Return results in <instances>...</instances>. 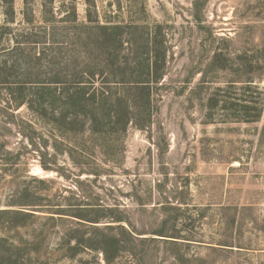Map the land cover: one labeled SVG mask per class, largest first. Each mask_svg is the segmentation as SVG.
Wrapping results in <instances>:
<instances>
[{"label":"rangeland","instance_id":"1","mask_svg":"<svg viewBox=\"0 0 264 264\" xmlns=\"http://www.w3.org/2000/svg\"><path fill=\"white\" fill-rule=\"evenodd\" d=\"M85 26H121L129 45ZM119 52L129 72L156 52L166 64L149 103L112 85L135 120L122 132L100 112L108 125L93 153L27 106L8 107L9 86L47 81L45 56L82 66ZM243 104L262 109L260 121L243 122L231 108ZM78 208L131 233L114 231L111 264H264V0H0V210L36 215L17 228L0 217V264H107L101 250H60L67 230L87 231L59 221Z\"/></svg>","mask_w":264,"mask_h":264},{"label":"trees","instance_id":"2","mask_svg":"<svg viewBox=\"0 0 264 264\" xmlns=\"http://www.w3.org/2000/svg\"><path fill=\"white\" fill-rule=\"evenodd\" d=\"M84 29L91 32V35L95 32V29L104 33L109 31L116 32L119 36L115 42L117 50L121 49L125 42L129 45V38L125 40L121 36V30L124 29L121 26H85ZM152 45L156 46V43L152 41ZM43 56H45L44 53ZM55 57H50L52 59L47 61L48 57L45 56L46 65L50 67L47 73L49 76L47 81L34 82V86L30 87H27L26 84H20L17 88L15 86L7 88L10 96L8 107L16 109L27 106L28 109L37 114V121H42L53 132L58 133L60 137L70 139L73 137L72 134L79 135L82 139V147L92 153L98 138L103 133V127L108 125L104 124L105 122L99 117L100 112L106 113L105 116L108 118L109 123L114 122V127L123 123L122 132L126 131L129 120L132 117L135 120V116H129V114L133 115L134 113L130 110V103L133 100H128L125 94H114L113 90H119V88H113L112 85L128 88L127 92L130 90L134 93L144 94L146 101L149 103L151 86L161 79L163 75L162 67H165L166 64L165 52L150 54L148 59H144L145 69L143 71L133 69L130 72L128 68L129 54L120 57V52L116 55L102 53L93 56L89 54L82 66L75 62V64H63L61 67H57L56 65H59L60 62H56ZM42 61L43 57L37 59L39 67L43 66ZM246 82L245 89H251V82ZM133 99L136 103V98L133 97ZM234 107H237L238 111H242L245 114V118L242 119L243 122H257L262 118V109L251 108L249 104H243L241 109L236 105L231 108L233 109ZM132 108L134 109V107ZM253 111L256 112L255 116H250ZM114 127L111 128L112 130L109 128L105 133H110V131L115 129ZM70 156L73 161H76L73 153ZM77 210L75 216L64 213L58 214L59 221L63 219L64 215L75 217L83 221L80 222L81 227L91 231V233L93 231L94 234L89 239H86L85 233L87 231L84 232V235L76 236L75 232L67 230L62 235L60 245V250L64 252V256L74 258L82 250H101L105 255L107 264L113 263L119 254L111 255L110 247L112 245L117 246L121 241L114 231L121 229L122 233L128 234L130 238H133L131 233L123 226H118L117 228L105 226L104 229H101L99 226L94 225L100 223L97 220L98 218L91 219L88 215H84L86 211L83 208H78ZM33 211L37 212L36 210ZM51 214L50 216H45L48 223L58 220L55 219L54 213ZM0 217H7L11 221V226L17 228L25 227L27 224L19 221V219L35 218L36 215L17 210H0ZM122 221L121 217L116 220L118 223ZM76 232L79 233L80 231ZM159 236L163 237V235ZM72 239L76 240L75 246L71 244ZM4 240L5 238H0V242Z\"/></svg>","mask_w":264,"mask_h":264}]
</instances>
